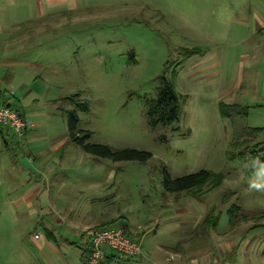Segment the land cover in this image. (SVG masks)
<instances>
[{"label": "rangeland", "instance_id": "rangeland-1", "mask_svg": "<svg viewBox=\"0 0 264 264\" xmlns=\"http://www.w3.org/2000/svg\"><path fill=\"white\" fill-rule=\"evenodd\" d=\"M204 1L0 0L1 32L15 38L10 52L36 66L26 103L38 111L32 133L40 136L35 144L25 137L19 148L10 144L0 169V264H38L34 236L46 233L52 214L68 209L73 223L96 212L113 220L85 236L118 228L141 245L128 223L142 227L148 253L155 242L181 240L179 252L163 253L162 264H264V189L249 186L255 177L245 175L243 161L226 158L264 142V132L243 130L264 126V105L224 104L222 116L218 85L194 74L191 55L198 46L205 50L198 41L207 30L205 17L194 28L193 8ZM13 21L21 25L8 29ZM162 81L173 87L180 114L152 127L146 103L157 98ZM70 110L78 129L90 133L88 143L151 158L113 162L84 153L68 140ZM35 149L47 152L48 163L38 161ZM199 171L223 180L197 192L164 190V173L176 179ZM42 177L36 200L21 202Z\"/></svg>", "mask_w": 264, "mask_h": 264}, {"label": "crops", "instance_id": "crops-1", "mask_svg": "<svg viewBox=\"0 0 264 264\" xmlns=\"http://www.w3.org/2000/svg\"><path fill=\"white\" fill-rule=\"evenodd\" d=\"M204 4L193 8L194 28L205 17L207 30V34L198 41L205 43V50L200 53L198 46L197 51L191 55L194 74H206L210 83L218 85V105L222 103L236 108H258L264 105V0H205ZM26 21L28 19L20 23ZM20 25L13 21L8 29ZM10 37L2 33L0 27V104L12 106L30 127L21 138L12 130L0 128V169L11 145L19 148L23 141L35 144L40 137L32 133L35 127L33 118L38 111L30 109L31 105L26 103L37 79L33 71L36 66L32 62L23 61L21 55L16 56L10 52L14 48L8 42ZM52 148L55 149V146L52 145ZM34 155L38 156L40 163H48L46 151L35 149ZM25 156L30 158L31 154L26 153ZM29 163L34 165L35 159H29ZM112 176L111 171L108 178ZM44 178L22 193L21 202L36 200L35 196L41 191L39 185L45 182ZM68 212V215H60L59 212L52 214L45 227L46 233L38 234L37 238L34 236L37 240L35 258L38 264H87L89 241L84 231L113 221H103L102 214L98 217L96 212L94 215L82 216L83 223H73L69 217L71 210L68 209ZM126 228L142 245L145 235L144 231L140 232L142 227H131L127 223ZM180 242L178 240L171 246L155 242L150 253L142 245V259L106 251L101 264H162L163 253L176 248L179 252L183 246ZM186 249L189 250L188 246Z\"/></svg>", "mask_w": 264, "mask_h": 264}, {"label": "trees", "instance_id": "trees-1", "mask_svg": "<svg viewBox=\"0 0 264 264\" xmlns=\"http://www.w3.org/2000/svg\"><path fill=\"white\" fill-rule=\"evenodd\" d=\"M80 105V104H77ZM220 114L224 115V104L219 105ZM180 114L179 99L171 86L170 83L162 81V86L160 87L157 98L146 103V116L150 126L154 127L158 124L168 125L178 120ZM66 115V127L68 133L69 142L78 146L84 153L89 154L93 157H99L111 160L113 162L120 161H136V162H146L151 158V155L145 151H138L134 149H121L112 150L106 145L101 144H90L88 139L90 133L87 131H82L78 129V118L75 111H65ZM244 132L248 133H262L264 132V127L261 128H243ZM242 145H246V142ZM245 152H240L237 156H231L226 153V158L229 161L240 160L244 162L243 171L245 175L250 177L254 176V170L252 167L253 161H258L264 163V142L258 144L257 146L248 147L245 146ZM223 180L221 174H214L209 171H199L197 173L171 179L168 174H163V187L164 190L170 193H178L182 191L197 192L206 185H212L217 187ZM238 210V208H236ZM229 215L232 216L235 210L230 209ZM208 219V218H207ZM212 225L215 227V223ZM264 227V225L262 226ZM124 236L130 240L132 239L125 231H123ZM90 253V250H89Z\"/></svg>", "mask_w": 264, "mask_h": 264}, {"label": "built area", "instance_id": "built-area-1", "mask_svg": "<svg viewBox=\"0 0 264 264\" xmlns=\"http://www.w3.org/2000/svg\"><path fill=\"white\" fill-rule=\"evenodd\" d=\"M29 127L30 124L12 106L0 104V128L12 130L18 137H22ZM37 237L36 235L35 238ZM86 237L90 247L88 264H101L106 251L128 258L141 255L140 243L125 237L123 231L118 228L88 231Z\"/></svg>", "mask_w": 264, "mask_h": 264}, {"label": "clouds", "instance_id": "clouds-1", "mask_svg": "<svg viewBox=\"0 0 264 264\" xmlns=\"http://www.w3.org/2000/svg\"><path fill=\"white\" fill-rule=\"evenodd\" d=\"M255 179L250 181L249 186L254 189H264V163L253 161L252 164Z\"/></svg>", "mask_w": 264, "mask_h": 264}]
</instances>
